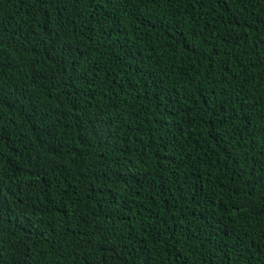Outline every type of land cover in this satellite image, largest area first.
Segmentation results:
<instances>
[{
  "label": "trees",
  "instance_id": "trees-1",
  "mask_svg": "<svg viewBox=\"0 0 264 264\" xmlns=\"http://www.w3.org/2000/svg\"><path fill=\"white\" fill-rule=\"evenodd\" d=\"M0 264H264V0H0Z\"/></svg>",
  "mask_w": 264,
  "mask_h": 264
}]
</instances>
